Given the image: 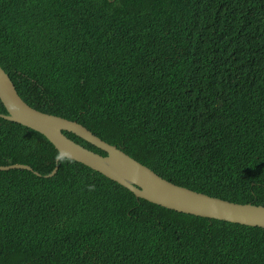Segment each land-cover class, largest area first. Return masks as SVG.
Listing matches in <instances>:
<instances>
[{
	"label": "trees",
	"instance_id": "obj_1",
	"mask_svg": "<svg viewBox=\"0 0 264 264\" xmlns=\"http://www.w3.org/2000/svg\"><path fill=\"white\" fill-rule=\"evenodd\" d=\"M0 64L28 104L163 178L264 205V0H0ZM58 155L0 116V165L44 175ZM0 264H264V228L154 204L62 158L51 177L0 170Z\"/></svg>",
	"mask_w": 264,
	"mask_h": 264
},
{
	"label": "water",
	"instance_id": "obj_2",
	"mask_svg": "<svg viewBox=\"0 0 264 264\" xmlns=\"http://www.w3.org/2000/svg\"><path fill=\"white\" fill-rule=\"evenodd\" d=\"M0 100L7 111L0 113L2 118L41 133L59 151L54 169L44 175L23 163L0 165V170L27 169L39 176L51 177L59 169L60 160L69 158L121 184L137 198L178 212L264 228V205L233 202L175 184L117 145L102 139L85 125L31 106L19 94L12 78L1 64ZM65 131L76 134L107 154L87 148Z\"/></svg>",
	"mask_w": 264,
	"mask_h": 264
},
{
	"label": "clouds",
	"instance_id": "obj_3",
	"mask_svg": "<svg viewBox=\"0 0 264 264\" xmlns=\"http://www.w3.org/2000/svg\"><path fill=\"white\" fill-rule=\"evenodd\" d=\"M78 122V121H77ZM258 205H262V204H258Z\"/></svg>",
	"mask_w": 264,
	"mask_h": 264
}]
</instances>
